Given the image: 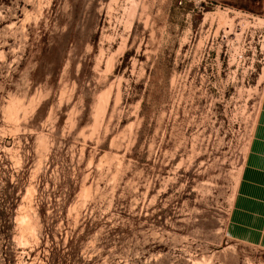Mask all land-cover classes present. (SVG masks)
Returning a JSON list of instances; mask_svg holds the SVG:
<instances>
[{
  "label": "rangeland",
  "instance_id": "374dc122",
  "mask_svg": "<svg viewBox=\"0 0 264 264\" xmlns=\"http://www.w3.org/2000/svg\"><path fill=\"white\" fill-rule=\"evenodd\" d=\"M263 101L264 0H0V264H264Z\"/></svg>",
  "mask_w": 264,
  "mask_h": 264
},
{
  "label": "crops",
  "instance_id": "0c3cea01",
  "mask_svg": "<svg viewBox=\"0 0 264 264\" xmlns=\"http://www.w3.org/2000/svg\"><path fill=\"white\" fill-rule=\"evenodd\" d=\"M262 107L249 145L239 191L243 199L258 207V215L263 219V228L257 230L262 231L261 241L264 244V101Z\"/></svg>",
  "mask_w": 264,
  "mask_h": 264
}]
</instances>
